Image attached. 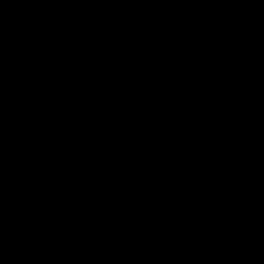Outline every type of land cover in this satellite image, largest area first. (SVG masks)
Here are the masks:
<instances>
[{
  "label": "water",
  "instance_id": "95a60500",
  "mask_svg": "<svg viewBox=\"0 0 264 264\" xmlns=\"http://www.w3.org/2000/svg\"><path fill=\"white\" fill-rule=\"evenodd\" d=\"M0 264H264V0H0Z\"/></svg>",
  "mask_w": 264,
  "mask_h": 264
}]
</instances>
